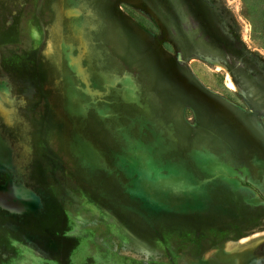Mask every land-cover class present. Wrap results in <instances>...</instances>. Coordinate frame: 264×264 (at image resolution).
<instances>
[{
	"label": "rangeland",
	"instance_id": "obj_1",
	"mask_svg": "<svg viewBox=\"0 0 264 264\" xmlns=\"http://www.w3.org/2000/svg\"><path fill=\"white\" fill-rule=\"evenodd\" d=\"M260 120L264 0H0V264H234Z\"/></svg>",
	"mask_w": 264,
	"mask_h": 264
},
{
	"label": "crops",
	"instance_id": "obj_2",
	"mask_svg": "<svg viewBox=\"0 0 264 264\" xmlns=\"http://www.w3.org/2000/svg\"><path fill=\"white\" fill-rule=\"evenodd\" d=\"M260 125L264 127V124L259 121ZM242 168H246L248 170L247 166L242 165L240 166ZM253 174L251 177L248 178L247 181L251 182L254 186L259 187V191L264 193V158L257 159L254 164L253 168ZM250 172V170H249ZM252 174V173H249ZM250 176V175H249ZM226 186L235 189V191H228V195L224 199V206L226 208H232V207H241L244 211V207L247 204H252L253 200H256V191L251 189L250 187H247L242 184H235L234 182H228L225 184ZM229 190V189H228ZM256 195V196H255ZM250 202V203H249ZM260 205V204H259ZM241 213V211H239ZM243 212L242 214H244ZM247 213V212H246Z\"/></svg>",
	"mask_w": 264,
	"mask_h": 264
},
{
	"label": "flooded vegetation",
	"instance_id": "obj_3",
	"mask_svg": "<svg viewBox=\"0 0 264 264\" xmlns=\"http://www.w3.org/2000/svg\"><path fill=\"white\" fill-rule=\"evenodd\" d=\"M261 195V193H260ZM234 264H264V238L233 253Z\"/></svg>",
	"mask_w": 264,
	"mask_h": 264
},
{
	"label": "trees",
	"instance_id": "obj_4",
	"mask_svg": "<svg viewBox=\"0 0 264 264\" xmlns=\"http://www.w3.org/2000/svg\"><path fill=\"white\" fill-rule=\"evenodd\" d=\"M241 184H242V185H245V186H248V187H251V188H253L254 190H256V188L253 186V184H251V183L248 182V181H241Z\"/></svg>",
	"mask_w": 264,
	"mask_h": 264
},
{
	"label": "bare ground",
	"instance_id": "obj_5",
	"mask_svg": "<svg viewBox=\"0 0 264 264\" xmlns=\"http://www.w3.org/2000/svg\"><path fill=\"white\" fill-rule=\"evenodd\" d=\"M230 87H232V84L230 83V85H229Z\"/></svg>",
	"mask_w": 264,
	"mask_h": 264
},
{
	"label": "water",
	"instance_id": "obj_6",
	"mask_svg": "<svg viewBox=\"0 0 264 264\" xmlns=\"http://www.w3.org/2000/svg\"><path fill=\"white\" fill-rule=\"evenodd\" d=\"M254 190V189H253Z\"/></svg>",
	"mask_w": 264,
	"mask_h": 264
}]
</instances>
